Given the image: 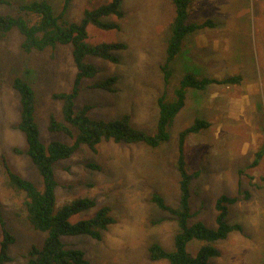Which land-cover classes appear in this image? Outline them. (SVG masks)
Wrapping results in <instances>:
<instances>
[{"label": "rangeland", "instance_id": "rangeland-1", "mask_svg": "<svg viewBox=\"0 0 264 264\" xmlns=\"http://www.w3.org/2000/svg\"><path fill=\"white\" fill-rule=\"evenodd\" d=\"M10 1V5L0 4V13L15 15L17 5L29 0ZM49 1L55 13L61 15L65 0ZM109 1L72 0L63 18L79 21L85 9ZM207 1L209 4L196 11L195 0H191L189 21L201 23L202 20L226 18L241 21L242 29L247 25L256 29V38L251 42L256 62L254 71L251 70L253 61H250L249 72L229 73L227 69L212 75L207 54L212 53L213 43L208 40L209 45L206 46L205 41L206 47H201V42L198 44L194 40L195 34H191L183 52L173 63L174 74L167 88L169 97L173 96L174 85L185 70L200 75L201 70L193 67H204L205 74L218 79L241 75L242 80L212 83L204 90H190L186 106L170 126V139L158 147L104 140L96 149L83 146L72 157L54 164L58 205L77 197H91L97 202L96 206L73 215L72 223L93 217L104 205L110 206L116 218L101 239L85 234L63 237L70 246L84 250L92 264H170L168 259L154 261L148 257V247L154 241L173 249L178 229L174 218L161 210L152 197L157 192L169 204L177 205L180 174L175 162L179 134L196 118L209 120L211 126L191 133L185 143L189 170L201 172L192 182V210L196 214L190 222L201 220L209 227H216L217 199L224 194L241 195L240 192L246 190L250 191L251 198L241 199L233 206L231 220L237 221L241 217L255 228L253 222L259 219L262 210L264 212V157L257 166H250L255 152L264 143V42L260 41V37H264L260 32V29L264 30V0ZM122 10L125 16L121 19L107 17L109 21L120 22V29L88 27L89 42L122 41L128 47L117 52L119 63L98 57L87 58L99 72L94 78L84 79L75 108L93 105L89 115L96 119L115 120L129 114L135 127L153 134L158 121V97L165 90L160 65L166 58L175 6L172 0H124ZM23 40L24 36L17 29L0 38V215L16 237L9 247L11 260L4 264H28L31 247H41L47 235L30 225L23 205L24 194L8 184L6 165L39 188L44 187L43 179L27 153L25 135L18 128L21 105L13 81L22 76L33 85L37 95L35 116L40 138L48 145L52 140L71 142L64 133L51 131L49 122L51 116L64 119L63 103L53 94L70 91L77 74L71 45L25 52ZM220 45L226 47L223 41ZM200 49L203 58L198 56ZM235 53L222 51L218 59ZM112 75L119 78L116 92L93 87L96 80ZM91 162L100 168L90 167ZM251 228L245 232L237 230L227 240L216 243L222 254L213 258L212 263L264 264V229L259 233ZM2 239L0 222V248ZM201 243L194 240L189 244V250L195 254Z\"/></svg>", "mask_w": 264, "mask_h": 264}, {"label": "trees", "instance_id": "trees-1", "mask_svg": "<svg viewBox=\"0 0 264 264\" xmlns=\"http://www.w3.org/2000/svg\"><path fill=\"white\" fill-rule=\"evenodd\" d=\"M72 0H65L61 15L55 13L49 0H29L17 5V14L0 13V38H5L17 29L24 36L22 48L25 52L34 50L44 51L59 45H71L72 56L77 67V74L70 91L56 92L54 98L63 103V120L51 116L49 129L61 132L71 138V142L52 140L48 145L40 138V129L36 120L37 95L33 85L24 77L17 76L13 87L20 97V122L18 128L24 133L32 162L38 169L44 183L43 189L33 181L22 177L6 165L9 185L17 192L24 194L23 205L26 218L36 230L46 232L47 235L41 247L33 245L29 251L28 264H92L84 250L67 244L63 237L89 235L101 239L108 228L116 222L110 206L100 207L91 218L76 223L71 217L81 211L96 206V199L91 197H77L62 205H58L54 164L62 159L72 157L83 146L96 149L102 141L123 143H143L151 147H158L170 139V126L187 104L190 90H204L212 83H238L241 75H232L224 79L202 76L194 71L185 70L178 83L174 85L173 96L169 97L167 88L171 84L174 74L173 63L184 50L186 39L190 33L204 27H211L215 22L208 19L204 22L189 21L191 0H172L176 14L170 23V37L166 46V58L160 65L163 72L165 90L158 97V121L156 131L147 133L132 123L131 116L124 114L115 120L96 119L89 115L91 104H85L81 109L75 108V101L82 90V83L86 78H94L99 72L98 67L88 61V57H98L120 62L117 52L125 50L128 44L122 41L89 42V25L102 29L121 28V23L109 21L107 17L125 16L122 10L124 0H111L95 8H87L79 21H70L64 17ZM0 4L10 5V0H0ZM2 62L0 58V75ZM118 76L96 80L93 87L116 92ZM211 126V122L204 118H196L194 122L179 134L178 157L175 167L180 174L179 198L177 205L169 204L160 193H154L153 202L163 211L168 212L177 222L178 229L174 235V248L169 250L158 241L148 247V257L151 260L168 259L170 264H213L212 259L222 254L216 245L229 238L234 230L243 231L240 223L231 220V207L241 199L251 198L250 191H241V195L224 194L215 204L217 211L216 227H209L203 221L191 223L195 216L192 210V182L200 175V170L191 172L187 166L185 143L191 133H197ZM264 157V143L255 152L251 167L257 166ZM90 167L99 169L95 163ZM3 228V239L0 248V264L11 260L9 247L16 237L6 226L0 215ZM201 241L198 251L194 254L189 250V244Z\"/></svg>", "mask_w": 264, "mask_h": 264}, {"label": "crops", "instance_id": "crops-1", "mask_svg": "<svg viewBox=\"0 0 264 264\" xmlns=\"http://www.w3.org/2000/svg\"><path fill=\"white\" fill-rule=\"evenodd\" d=\"M195 3H196V6H195L196 11L203 9L204 8L203 6L205 4H209L207 0H195ZM225 3H226V1H225ZM190 11L191 10L189 9V13H190ZM203 21H206V20H202L201 22H203ZM214 22H215L214 26L197 29L196 31L190 33V35H189V36H191V34H195L194 40L196 39L198 44H199V42H201V47H204L206 45L205 41H207L206 46L209 45L208 40H210L211 43H213L212 53L209 52L207 54V57H210V63L209 64H210V67H212L211 68L212 75L223 72L227 69H229V73L235 72L238 70L241 72H246V71L249 72L250 61H253V66L251 67V70L254 71L253 67H256V65H255L256 62L254 61V58H253V53H252L253 49L251 47V42L253 40H255L253 38L256 36V33H255L256 29H254L252 27L248 28V25H247V27L245 26L242 29V27L240 26L241 21H238V20H232V19H226V18H221V19L217 18L216 20H214ZM260 32L264 34V30L260 29ZM222 41H223V43L226 44V47H222L220 45ZM243 41L245 42V44H243ZM260 41L264 42V37H260ZM230 45H232V46H230ZM197 48H198V46H197ZM202 49H200V51L198 50V56L201 58L204 57L203 55H201ZM222 51H227V52L228 51L229 52L235 51L237 53H235L234 56L226 55L225 59L224 58L218 59L219 57H221V55H219V53ZM222 56H224V55H222ZM235 57H236V59H235ZM221 59L223 61H221ZM201 63L203 65V62H201ZM235 64H237V65H235ZM220 67H221V69H220ZM193 69L198 70V71L201 70L200 75H202V76L212 77L211 74H210L211 75L210 76V75H207L204 73V71L207 72V70L204 67L202 68V67L198 66L195 68L193 67ZM233 206L231 207V211H232ZM259 216H260L259 219H256V221L253 222V224H255V226H256L255 228H251L249 225H247L246 224L247 221L241 217L237 221H233V223H240L243 225L244 231H241V232H245V229L251 228V229H256V231L260 233V229H264V212H263V210H262V212H260ZM235 231H237V230H234L230 235L234 234Z\"/></svg>", "mask_w": 264, "mask_h": 264}]
</instances>
